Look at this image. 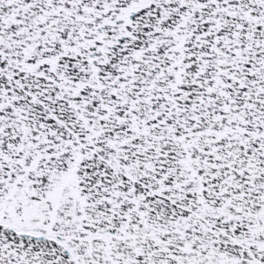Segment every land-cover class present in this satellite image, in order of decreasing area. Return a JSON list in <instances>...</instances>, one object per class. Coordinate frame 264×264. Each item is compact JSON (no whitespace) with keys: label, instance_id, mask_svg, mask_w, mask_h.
<instances>
[{"label":"snow or ice","instance_id":"1","mask_svg":"<svg viewBox=\"0 0 264 264\" xmlns=\"http://www.w3.org/2000/svg\"><path fill=\"white\" fill-rule=\"evenodd\" d=\"M0 264H264V0H0Z\"/></svg>","mask_w":264,"mask_h":264}]
</instances>
